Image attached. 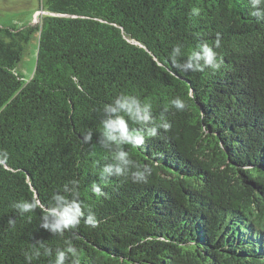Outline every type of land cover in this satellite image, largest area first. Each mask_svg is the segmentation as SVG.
<instances>
[{"label": "trees", "instance_id": "trees-1", "mask_svg": "<svg viewBox=\"0 0 264 264\" xmlns=\"http://www.w3.org/2000/svg\"><path fill=\"white\" fill-rule=\"evenodd\" d=\"M40 2L37 22L0 25V264H25L37 241L53 256L32 264H54L66 241L81 264H264V177L255 172L264 173V21L250 16L248 0ZM34 31L35 67L23 80L15 66ZM217 33L218 71L171 65L175 45L187 55ZM121 93L171 125L142 149L125 146L150 170L145 183L99 179L111 162L98 143L103 106ZM176 97L185 110L171 106ZM89 130L92 143L83 144ZM71 180L97 228L82 221L52 235L40 210L21 216L12 207L50 206Z\"/></svg>", "mask_w": 264, "mask_h": 264}, {"label": "clouds", "instance_id": "clouds-1", "mask_svg": "<svg viewBox=\"0 0 264 264\" xmlns=\"http://www.w3.org/2000/svg\"><path fill=\"white\" fill-rule=\"evenodd\" d=\"M250 16L258 21H264V0H248ZM192 16H199L200 9L193 7ZM222 46L219 33L215 40L209 44L207 41L199 43L190 54L184 52L182 45H175L170 53L171 65L179 72H201L205 69L218 71L221 68L222 60L218 58L215 49ZM187 59L181 62V57ZM83 91V89H80ZM170 104L177 111L186 109L185 100L176 97ZM103 119L100 121L98 143L111 152V162L104 164L99 171V179L106 181L112 177H129L133 183H145L149 174L148 168L141 169L130 156L125 146L142 149L146 139L157 137L161 130H168L171 125L160 117L157 124L153 114L152 106L135 95L118 94L109 103L103 106ZM130 124H135L133 128ZM93 131L89 130L83 134L81 142L91 144ZM91 191L97 196H104L105 193L98 183L93 182ZM51 204L46 205L39 199L21 200L13 203L15 211L24 216L34 214L40 210V228L52 235L63 236L66 232L76 229L83 223L95 229L99 226V221L90 210L87 215L80 194V182L71 180L62 186L61 190L51 195ZM11 227L15 226L14 220H9ZM42 250V251H41ZM41 255L45 257L53 256L51 248L47 247L43 241H37L32 245L30 251L24 253L25 264H32L34 259ZM54 264H81L80 252L71 243L66 241L63 248H58L54 253Z\"/></svg>", "mask_w": 264, "mask_h": 264}, {"label": "rangeland", "instance_id": "rangeland-1", "mask_svg": "<svg viewBox=\"0 0 264 264\" xmlns=\"http://www.w3.org/2000/svg\"><path fill=\"white\" fill-rule=\"evenodd\" d=\"M41 0H0V25L20 27L39 19ZM38 46V33L34 31L16 63L15 71L23 80H28L34 70Z\"/></svg>", "mask_w": 264, "mask_h": 264}, {"label": "water", "instance_id": "water-1", "mask_svg": "<svg viewBox=\"0 0 264 264\" xmlns=\"http://www.w3.org/2000/svg\"><path fill=\"white\" fill-rule=\"evenodd\" d=\"M255 172H256L258 175L264 177V173H263L262 171H260V170H258V169H257V170L255 169Z\"/></svg>", "mask_w": 264, "mask_h": 264}]
</instances>
